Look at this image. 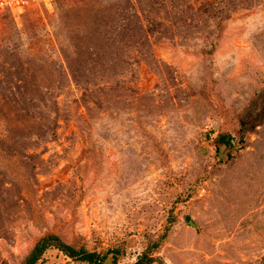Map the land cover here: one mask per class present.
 Returning a JSON list of instances; mask_svg holds the SVG:
<instances>
[{"label":"rangeland","instance_id":"374dc122","mask_svg":"<svg viewBox=\"0 0 264 264\" xmlns=\"http://www.w3.org/2000/svg\"><path fill=\"white\" fill-rule=\"evenodd\" d=\"M49 235L264 264V0H0V264Z\"/></svg>","mask_w":264,"mask_h":264},{"label":"trees","instance_id":"16d2710c","mask_svg":"<svg viewBox=\"0 0 264 264\" xmlns=\"http://www.w3.org/2000/svg\"><path fill=\"white\" fill-rule=\"evenodd\" d=\"M225 145H230V141L223 140ZM51 246H55L61 251H63L67 256L73 258L77 261L86 262L90 264H101L104 257L95 252H88L86 250H76L75 248L63 243L59 238L49 235L40 239L33 250L27 256L25 261L22 264H36L37 261L42 257L44 252L50 248ZM152 259L147 255L143 256L140 260H138L135 264H150ZM116 264V263H115Z\"/></svg>","mask_w":264,"mask_h":264},{"label":"water","instance_id":"95a60500","mask_svg":"<svg viewBox=\"0 0 264 264\" xmlns=\"http://www.w3.org/2000/svg\"><path fill=\"white\" fill-rule=\"evenodd\" d=\"M108 262H110V259L109 260H107Z\"/></svg>","mask_w":264,"mask_h":264}]
</instances>
